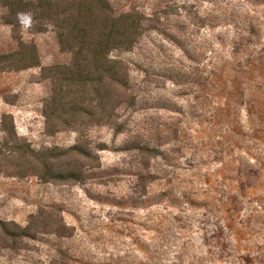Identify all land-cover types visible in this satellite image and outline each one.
I'll list each match as a JSON object with an SVG mask.
<instances>
[{
  "label": "rangeland",
  "instance_id": "obj_1",
  "mask_svg": "<svg viewBox=\"0 0 264 264\" xmlns=\"http://www.w3.org/2000/svg\"><path fill=\"white\" fill-rule=\"evenodd\" d=\"M110 1L149 18L161 10L157 30L121 56L137 98L122 112L128 129L89 133L83 181L0 175V264H264V0ZM4 14L0 54L17 47ZM22 34L43 66L64 61L52 27ZM40 75L0 74V126L9 115L34 150H67L79 135L46 131ZM137 140L161 155L145 158ZM40 212L68 235L15 242L3 231Z\"/></svg>",
  "mask_w": 264,
  "mask_h": 264
},
{
  "label": "trees",
  "instance_id": "obj_2",
  "mask_svg": "<svg viewBox=\"0 0 264 264\" xmlns=\"http://www.w3.org/2000/svg\"><path fill=\"white\" fill-rule=\"evenodd\" d=\"M0 7L5 10L2 21L11 28L17 46L0 54V74L40 69L41 79L49 85L43 108L46 131L52 136L74 132L80 142L67 150L36 151L18 136L11 116L3 115L0 175L35 176L46 183L83 181L82 161L95 157L89 149V133L110 128L122 135L128 129L122 112L133 110L137 98L132 90V65L121 56L133 53L147 33L157 30L161 10L149 18L139 11L119 12L110 0H0ZM49 27L64 61L43 66L38 46L25 41L22 33L41 34ZM136 142L129 146L145 158L161 155L159 148ZM3 231L12 241L68 235L62 220L41 212L28 227L7 225Z\"/></svg>",
  "mask_w": 264,
  "mask_h": 264
}]
</instances>
